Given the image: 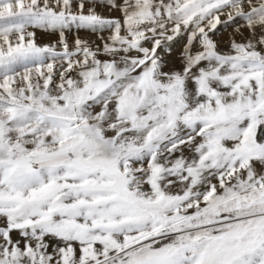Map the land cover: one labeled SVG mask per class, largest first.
Returning a JSON list of instances; mask_svg holds the SVG:
<instances>
[{
	"label": "snow or ice",
	"instance_id": "obj_1",
	"mask_svg": "<svg viewBox=\"0 0 264 264\" xmlns=\"http://www.w3.org/2000/svg\"><path fill=\"white\" fill-rule=\"evenodd\" d=\"M0 264H264V0H0Z\"/></svg>",
	"mask_w": 264,
	"mask_h": 264
},
{
	"label": "rangeland",
	"instance_id": "obj_2",
	"mask_svg": "<svg viewBox=\"0 0 264 264\" xmlns=\"http://www.w3.org/2000/svg\"><path fill=\"white\" fill-rule=\"evenodd\" d=\"M42 39H46V37H42Z\"/></svg>",
	"mask_w": 264,
	"mask_h": 264
}]
</instances>
